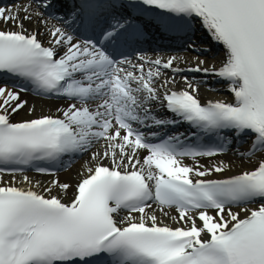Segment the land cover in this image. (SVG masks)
Masks as SVG:
<instances>
[{"label":"snow or ice","instance_id":"1","mask_svg":"<svg viewBox=\"0 0 264 264\" xmlns=\"http://www.w3.org/2000/svg\"><path fill=\"white\" fill-rule=\"evenodd\" d=\"M53 3L0 7V24L17 29H0V77L20 84L0 86V175L89 152L92 166L69 203L50 195L52 188L45 196L0 180V264H264V158L227 179H205L228 165L204 168L197 159L220 154L223 144L208 142L228 133L252 138L242 155L264 153V0H79L60 18L64 26L47 30L44 46L42 33L24 22L35 15L44 24L40 9ZM145 12L161 16L166 28L198 22L223 45L218 69L200 60L187 71L225 81L234 102L202 104L188 77L174 90L175 77H161L162 70L184 71L176 57L137 54L134 62L121 50L135 51L143 31L133 13ZM26 85L68 106L59 116L12 122L28 103L20 99ZM181 123L186 133L169 131ZM52 187L66 195L71 185L54 180ZM157 210L181 226L159 222Z\"/></svg>","mask_w":264,"mask_h":264},{"label":"bare ground","instance_id":"2","mask_svg":"<svg viewBox=\"0 0 264 264\" xmlns=\"http://www.w3.org/2000/svg\"><path fill=\"white\" fill-rule=\"evenodd\" d=\"M23 7V5L21 6ZM31 11L35 13L32 9ZM20 15L23 16L24 13L21 11ZM40 19V18H39ZM38 18L34 15L33 20L31 22L25 21V28L28 29L29 32H40L41 35H38V39L42 41V43L45 46L48 45V34L47 30L51 29L53 26L49 25L48 23L40 24L37 22ZM0 29L4 30H17L15 28H12L11 25L5 27V25L0 24ZM221 54H218V57H216L214 60H212V64L205 63L202 65L204 68H212L215 66L217 69L221 66V62L223 60L222 57H220ZM177 59L175 60V66L179 67L181 69H187L189 67H194L198 63H195L191 61L190 59H187L182 56H177ZM164 60L168 58H162ZM164 75L161 77V79H165L167 77L174 76L176 79V84L173 85V89H182L185 87L184 82L182 80V77H188L189 80L195 82L198 87L199 91L196 93L197 97L201 101L202 104L208 102V101H225L230 100L232 97L231 92L225 91L228 87L227 85H220V84H213L209 78L206 79V77L199 76L196 74L188 75L184 71L180 73H172L170 70H162ZM205 78V79H204ZM163 89H161V93H163ZM21 100H26L28 103L22 109L18 114L12 116V122H21L24 120H30L36 117H39L41 115H53V116H59L60 113L57 112V109L59 108H66V105L59 104V103H52V102H45L40 101L34 98H31L26 95H20ZM34 107L35 111L29 115L28 109ZM153 108H157V112L161 110L159 108L158 104H154ZM95 148H93L90 151H94ZM145 154V152L141 151L140 155L141 157ZM239 152H237L234 156L231 155H223V156H217L214 158H200L198 159V162L200 165H202L204 168H209L213 164H219L223 162L224 164L228 165V167L225 169L222 173H213L210 177H206L205 179H227L235 175H239L243 173L244 171H250L253 170L256 166L258 161L261 158H264V154H256L252 156L251 158L244 159L243 157H237ZM185 163L191 165V160H185ZM109 161H105V164H109ZM92 166L90 163V152L86 153L85 156H83L81 159H79L76 164L69 170H66L64 172H60L55 176H27L28 181L31 183L24 182L22 180H18L12 183V181L8 180L7 178H2L5 185H8L11 183V186H15L18 188H22L25 190L31 189L33 191L41 192L45 196H48V193H45L43 190L45 188H52V191L50 195L52 196H59V198L62 199V202L69 203L73 193L75 192V186L79 182V180L82 178L81 174H87L86 173V167ZM58 181L59 184H70L71 187L67 190V194L65 195L58 187H52V181ZM153 208H156L153 206ZM254 209V208H253ZM149 213H151L152 209L147 210ZM165 212H168L170 215H176L175 211L173 209H165ZM233 211L240 212V209H234ZM157 219L159 222H162L165 225H169L173 228L177 226H181L177 223H174L170 219V215L166 216L163 212L157 210L155 212ZM139 215V214H135ZM246 215L244 212H240V217L243 218Z\"/></svg>","mask_w":264,"mask_h":264}]
</instances>
